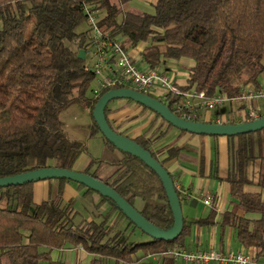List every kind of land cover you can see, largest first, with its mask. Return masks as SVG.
I'll return each mask as SVG.
<instances>
[{"label": "trees", "instance_id": "1", "mask_svg": "<svg viewBox=\"0 0 264 264\" xmlns=\"http://www.w3.org/2000/svg\"><path fill=\"white\" fill-rule=\"evenodd\" d=\"M131 1L0 0V178L47 167L74 169L88 146L86 141L70 137L61 121L62 111L82 103L93 115L107 91L133 88L116 83L98 94L91 90L97 77L89 62L95 37L90 26L78 32L83 24H89L86 7L96 13L102 32L119 40L127 51L144 44L140 61L149 68L166 71L170 59L193 60L181 90L206 88L209 94L234 97L243 86L259 88L258 78L264 73V0H157L153 14L125 10ZM82 49L86 50L84 58L79 57ZM147 94L177 114L174 102L179 96ZM116 100L108 104L106 117L115 131L125 134L110 118ZM126 100L139 105L143 113H153L147 129L134 138L139 145L164 167L170 160L188 158L184 145L169 140L171 130L186 131L173 127L146 106ZM98 132L102 153L90 155L80 171L114 188L150 223L169 229L173 215L157 174L139 158L118 149L95 122L92 134ZM226 137L230 151L225 180L231 200L219 223L231 227L238 243L253 248L257 259L264 256V129ZM256 160L259 190L250 191L245 187L254 184L249 172ZM211 166L212 175L218 178L215 149ZM169 174L182 206L181 190L175 176ZM56 180L49 197L40 203L34 202L33 183L0 187V264H81L53 256L55 250L77 247L93 256L91 264H109L112 258L115 264H141L144 258L152 264H176L171 257L149 256L184 246L191 224L212 221L215 214L211 210L195 221L183 215V228L174 240L149 237L130 241L139 228L111 199L77 183L86 198L98 197L96 208L104 203L110 208L99 216L76 221L75 200H66L63 193L70 180Z\"/></svg>", "mask_w": 264, "mask_h": 264}, {"label": "crops", "instance_id": "2", "mask_svg": "<svg viewBox=\"0 0 264 264\" xmlns=\"http://www.w3.org/2000/svg\"><path fill=\"white\" fill-rule=\"evenodd\" d=\"M143 46L144 44H141L137 48H133L129 51L133 56L134 60H136L137 57H139L140 59L139 51L143 48ZM91 53L93 54V49L91 50ZM137 64H139L138 61ZM142 65L143 67L139 65V67L142 69H146L148 67L147 65L144 64ZM167 69L169 70L168 66ZM104 75L105 76L108 75V70L105 69ZM187 76L188 73L185 75V80L183 82L177 81L176 75L173 76L172 78L175 81L176 85L184 86L186 84ZM100 81H101V77L99 79V82ZM258 83H259V87H264V73L259 76ZM99 86L95 88L97 89ZM154 93L156 94V92ZM114 103H116V106L118 107L127 106V110L130 111L137 109L139 111L142 109L139 105L129 103L126 99H118ZM235 104H238L239 108L244 109L245 113L248 111V108H252L256 112L258 117L264 114V100L252 101L250 103L235 101L229 103L225 108L223 105V107H219L213 111L202 110L201 120L213 122L215 121L216 118L221 117L226 121H230L231 119L234 120L237 119V121L240 122L242 119L228 116V111H231L235 106ZM86 108L89 110L88 107ZM152 117H153V113L146 112L143 115H141V117H137L129 125L121 127L120 126L121 123L120 121H118L119 117L117 115L110 116L114 126L118 127L120 131L125 132V134L131 138H136L143 131H145ZM170 139L173 140V143L175 145H182V146L184 145L185 149H183V151L185 152L186 157H188L185 159L170 160L165 163V167L169 172H171L175 176L177 186L181 190L183 197L182 204L185 203V204L196 205L197 203L200 202L201 195H205L207 193H211L214 197L213 204L210 206L211 210H214L215 213L213 220L208 222L192 223L190 227V232L184 239V247L189 250H195L199 248H211V247L220 249L222 251L243 250L251 254L253 257L254 255L253 248H243L238 243V241H236L237 239L236 240L234 239V235L236 236L235 231L231 227L221 226L219 223L221 213L229 207V203L231 200L229 194V184L225 180L229 170L230 140L228 139V137L226 136L210 137L209 135L193 134L189 132L179 133L177 130H171L169 140ZM212 145L214 146V149L217 153L218 178L212 175L211 163L213 159L212 154L214 153V149H212ZM87 162L85 163V165L87 164ZM85 165H82L75 169L80 171ZM254 165H256L255 168L257 170V176H258L259 162L257 164H255L254 162V164L251 165L250 169L252 173L254 171L253 169ZM252 180L254 181V184L248 185L250 189H247L248 186H246L245 188L250 191H258L259 187L256 186L257 178L252 177ZM66 187L69 188L70 192L77 193L78 191L79 196H83L85 198V201H91L92 204L89 203V205L92 208L95 216H99L101 213L109 210L110 208L109 203H104L100 208H96L94 206V201L97 200L98 197L92 196L86 198L84 196V189L79 187L78 184L73 185L67 183ZM75 188L77 189V191L75 190ZM66 198L69 199L68 196ZM206 216H203L200 210V212H196V214H194L193 218L191 219L187 218V220L195 221L201 217H206ZM248 216L253 218L258 217L257 214H248ZM83 251L89 255L87 251L85 250ZM55 256H56L55 258L60 257L61 252H59L58 255ZM261 258L262 256L257 259L253 257L254 262L252 264H264V261H262ZM144 261H145L144 259L141 260V262ZM110 264H115V259L112 258L110 260Z\"/></svg>", "mask_w": 264, "mask_h": 264}, {"label": "water", "instance_id": "3", "mask_svg": "<svg viewBox=\"0 0 264 264\" xmlns=\"http://www.w3.org/2000/svg\"><path fill=\"white\" fill-rule=\"evenodd\" d=\"M85 54L86 50L82 49L79 57L84 58ZM116 99H132L157 113L173 127L193 134L234 136L264 129V115L253 120L236 123H214L187 120L172 112L166 104L162 103L157 98L129 87L111 89L100 97L93 110V117L101 133L121 151L139 158L144 165L157 174L162 183L167 202L173 215V224L166 230L160 229L150 223L140 214L135 206L107 183L79 170H69L57 167L40 168L18 175L2 177L0 178V187L22 185L48 179L65 178L83 184L98 192L100 195L111 199L119 209L125 213L128 219H130L142 233L150 238L162 241L174 240L179 236L183 228L182 206L176 193L174 181L168 170L154 159L149 151L139 145L134 138L115 131L109 124L105 111L108 104Z\"/></svg>", "mask_w": 264, "mask_h": 264}, {"label": "built area", "instance_id": "4", "mask_svg": "<svg viewBox=\"0 0 264 264\" xmlns=\"http://www.w3.org/2000/svg\"><path fill=\"white\" fill-rule=\"evenodd\" d=\"M85 10L89 16V26L95 37L92 49L98 61L94 69L96 75L101 77L100 86L94 90L95 94H98L102 88L116 83L129 85L146 94L153 91L157 93L156 95L170 92L173 96H179V99L174 102L177 115L191 121H200L202 110L212 111L226 103L235 101L250 103L264 100V87L243 86L240 88V93L234 97H228L220 92L209 94L206 88L181 90L166 72L156 68H140L119 40H113L102 32L98 26L96 13L91 12L87 7ZM105 69L108 70L106 76L104 75ZM157 88L162 89L163 92ZM256 118H258L256 112L248 108L245 118L240 122ZM235 121L238 122L237 119ZM213 122L225 123L226 120L219 117ZM201 201L204 205L211 206L214 197L211 193H207L201 197ZM149 257H171L182 264H252L254 262L252 255L243 250L222 251L214 247L189 250L182 245L170 247L151 254Z\"/></svg>", "mask_w": 264, "mask_h": 264}, {"label": "rangeland", "instance_id": "5", "mask_svg": "<svg viewBox=\"0 0 264 264\" xmlns=\"http://www.w3.org/2000/svg\"><path fill=\"white\" fill-rule=\"evenodd\" d=\"M113 1H117V0H113ZM156 3H157V0H132L129 4L125 6L124 9L153 14ZM88 27H89V24L85 23L78 29V32H84L88 30ZM66 43L72 48L76 47L73 43L69 41H66ZM136 60L138 61L139 65L143 67L142 65L143 63L140 61L139 57H137ZM97 61H98V58L94 54H92V56H90V59H89L90 64L94 66ZM168 61L169 62H167V66L169 70L166 71L167 74L170 77H173L176 75L177 81L183 82L185 80V75L188 73V67L193 65V60L189 58H179V59H170ZM99 79L100 77L97 76L95 80L92 82L91 90L96 89L95 87L99 86V83H100ZM159 90L163 92L162 89H159ZM228 104L229 103H226L224 105V108L227 107ZM112 108H113V111L111 115H117L119 117L118 121H120L121 127L129 125L137 117H141V115L144 114L142 109L139 111L138 109L130 111V110H127V106L118 107L116 106V103L112 104ZM245 114H246L245 110L242 108H239L238 104H235L233 109L231 111H228L229 117L238 118V119H244ZM60 117H61L63 126L68 131L71 138L82 139L87 142L88 152L81 154V156L75 163L74 169L82 165H85L90 155L92 156L101 155L102 149H103L101 136L99 132L94 135L92 134V128L94 126L95 119L84 104L76 103V104L71 105L70 107L62 111ZM212 149H214L213 145H212ZM212 153H213V150H212ZM212 156H214V153L212 154ZM257 163L258 161L256 160L255 164ZM255 166L256 165H254L253 173L251 169L249 172L250 177H253V178H257V170ZM57 182L58 181L56 179H48V180L34 182L32 184V189L34 193V202L40 203L42 200L46 199L49 195L50 187L55 186ZM67 183L77 185L76 182H73V181H69ZM247 189H250V187L248 186ZM75 190L77 191L76 188ZM63 193H64L65 198L67 196L68 198H71V196H73L75 200L74 205H75V209L77 212L76 221H81L82 219L90 218L91 216L94 215V212L89 205V203L92 204V202L85 201V198L83 196H79L78 191L77 193L70 192L69 188H67L65 185ZM202 196L203 195H201V197ZM66 200L68 199L66 198ZM140 204L141 202L138 200L137 205L140 206ZM200 210L203 216H206L210 212L211 208L210 206L203 205L201 200L196 205L185 204V203L182 204V213L184 216H186V218H189V219L193 218L194 214H196V212H200ZM129 233L130 232H127L126 235L127 236L130 235ZM147 239H149V236H147L146 234H142L139 231V229L133 232L129 238L130 241H140V242L146 241ZM234 239L236 240L235 235H234ZM83 250L84 249L82 247H77L75 249H67L64 251L55 250L53 252V256L55 258L56 257L55 255H58V253L61 252L60 258L67 262L79 261L81 264H91L93 256L91 254L89 255L86 254ZM137 255L140 256L141 253L138 252ZM144 260H145L144 263H141V264H150L149 261L151 260L149 258H144ZM261 260L264 261V256H262ZM119 264H124V263L120 262ZM132 264H137V263H132ZM176 264H181V263L177 262Z\"/></svg>", "mask_w": 264, "mask_h": 264}]
</instances>
